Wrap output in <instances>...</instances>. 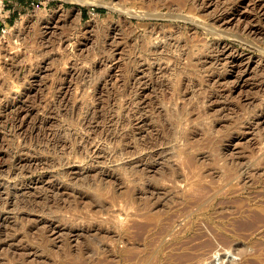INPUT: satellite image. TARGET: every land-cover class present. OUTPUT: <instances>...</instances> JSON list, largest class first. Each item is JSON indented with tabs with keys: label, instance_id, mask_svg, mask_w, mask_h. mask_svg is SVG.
<instances>
[{
	"label": "rangeland",
	"instance_id": "374dc122",
	"mask_svg": "<svg viewBox=\"0 0 264 264\" xmlns=\"http://www.w3.org/2000/svg\"><path fill=\"white\" fill-rule=\"evenodd\" d=\"M14 1L0 264H264V0Z\"/></svg>",
	"mask_w": 264,
	"mask_h": 264
},
{
	"label": "built area",
	"instance_id": "2783aa9c",
	"mask_svg": "<svg viewBox=\"0 0 264 264\" xmlns=\"http://www.w3.org/2000/svg\"><path fill=\"white\" fill-rule=\"evenodd\" d=\"M13 5H10V4ZM16 1L14 0H0V31L5 33L7 31L6 23L12 14V10L8 9V6H15ZM7 7V8H6Z\"/></svg>",
	"mask_w": 264,
	"mask_h": 264
},
{
	"label": "crops",
	"instance_id": "0c3cea01",
	"mask_svg": "<svg viewBox=\"0 0 264 264\" xmlns=\"http://www.w3.org/2000/svg\"><path fill=\"white\" fill-rule=\"evenodd\" d=\"M16 4V3H15Z\"/></svg>",
	"mask_w": 264,
	"mask_h": 264
}]
</instances>
